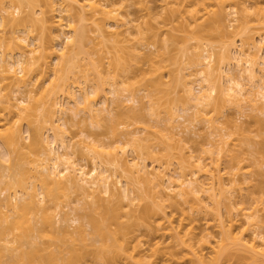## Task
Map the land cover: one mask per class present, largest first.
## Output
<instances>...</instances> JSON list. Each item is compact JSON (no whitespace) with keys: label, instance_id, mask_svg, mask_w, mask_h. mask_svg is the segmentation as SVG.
Listing matches in <instances>:
<instances>
[{"label":"bare ground","instance_id":"obj_1","mask_svg":"<svg viewBox=\"0 0 264 264\" xmlns=\"http://www.w3.org/2000/svg\"><path fill=\"white\" fill-rule=\"evenodd\" d=\"M182 2L171 12L195 34L196 49L188 60L196 67L190 74L201 84L199 94L188 80L182 81L195 117L215 127L211 113L230 104L240 107L243 102L252 112L263 113L264 34L257 45L253 34L247 33L264 28V0ZM46 5L37 16L33 0H0V143L5 148L7 173L0 178V264H85L87 257L90 264H115L117 259L126 264H220L222 260L264 264V213L258 206L234 200L235 192L241 193L242 167L227 137L218 139L223 143L219 141L220 146L216 140L208 142L215 143L208 152L210 159L214 154L216 158L205 162L189 154L194 161L182 163L174 174L169 168L170 152L163 147L156 151L148 143L150 131L145 126L142 129L148 131L128 129L126 140L110 143L88 136L74 141L68 136L67 119L57 113L68 112L75 118L84 112L92 125H99L101 116L113 115L110 105L114 103L109 105L104 92L117 90L116 71L122 55L112 56L105 67L107 42L138 56L149 28L126 19L111 0H46ZM167 7L168 3L162 5L163 10ZM83 22L91 26L89 35L96 41L80 30ZM20 24H25L22 36L17 33ZM37 26L49 31L52 46H44L32 35ZM211 33L219 38L218 50ZM133 34L136 41H132ZM158 34L155 31L153 37L158 39ZM243 36L237 46V38ZM85 38L97 48L90 43L91 51H85ZM57 42L59 50L54 47ZM48 68L53 69L50 75ZM92 78H97L94 84ZM81 83L90 89L81 88ZM75 87H79L78 98ZM59 95H65L68 106ZM127 100L134 108L138 98L129 94ZM148 101L151 113L157 115L154 100ZM20 117L27 118V130L21 128ZM161 131L157 135L164 136L158 137L174 141V133ZM77 147L90 156L91 167L75 156ZM16 156L23 163L16 162ZM223 157L231 161V187L220 168ZM148 159L158 164L150 165ZM4 191L8 192L2 196ZM73 194L83 204L73 206V214L65 211L62 215V204L74 202ZM192 213L205 216V225L198 231ZM60 221L64 222L61 228ZM72 223H77L78 236L71 235ZM140 227L153 236L151 240L139 236ZM61 232L70 236L66 247L56 238L55 233Z\"/></svg>","mask_w":264,"mask_h":264},{"label":"rangeland","instance_id":"obj_2","mask_svg":"<svg viewBox=\"0 0 264 264\" xmlns=\"http://www.w3.org/2000/svg\"><path fill=\"white\" fill-rule=\"evenodd\" d=\"M111 1L115 5L114 7H117L126 19H133L136 21H134L135 24H138L143 28H149L144 32L145 42L143 45L140 44V46H142V49L139 51L138 56H133L132 54L128 55L124 50L127 54L126 55L123 53L124 51L122 52L117 45H114L112 43V41L107 42L108 52H105L106 57L104 58V61L102 60V63H104L105 67L107 66V64H109V60L112 56L122 55V57L120 58L121 66L116 71V73L119 74L118 76L121 81V83L119 81V84L116 86L117 90L115 91H117V93L115 94V91H110V89L107 88L109 85L105 86L107 90L104 92V95H106L107 99L109 98V105L111 103H114L112 104V106L110 105V108L112 107L111 113H113V115H108L110 116V118L107 117V115H105V117L101 116V119H99L100 124L92 125L89 121L88 115L84 112H80V114H78V116H76L75 118L71 116V113H69L68 115V112H65L66 114L57 113V115L61 116L64 120L67 119L64 128L67 129L68 136H71V138H73L72 140L74 141L88 136L98 142L110 143L111 141H119V139H121V141L126 140V136L128 135H126L125 133L126 131H128V129L132 130L135 127H138L137 130H139V127H141L140 129H142V127L145 126L144 128L147 127L150 131V141L148 143H150L152 147L154 146L155 148H153L157 149L156 151H160L163 148H166L168 152H170L168 158L171 161V165L169 166V168L172 169V172L174 171V174H177V172L180 171L182 163L185 165H190L192 160L194 161L195 157H203L205 162H209L216 155L214 154V157H211L210 159L208 149L210 148V146L212 147V145H215V143H213L212 145L209 143H211V141L213 140V142L217 141L218 145L221 143V140H219L220 143H218V139L221 136H223L224 138L227 137L229 140L228 142H230L231 144L230 148L234 149L233 153H236L239 156V164L242 167L239 176L242 178L243 182L241 181V183L238 185V189L241 193L238 194L235 192L234 197L236 195L237 196L234 200H238L239 202L243 201L242 205L244 206H258V208H262L261 212L264 213V109L262 110L263 113H259L256 111V113L259 114L258 115L255 112H252L253 109H251L250 106H244V102L242 105L245 108L243 109H241L242 105L240 107H237L238 105L231 106V104L230 106L226 105V107L221 106L222 108H220V110L211 113V116L215 119V125H213L215 127L209 125V122L204 121V119L202 120L199 117H195V109L189 106L182 91V81L184 79L188 80L192 85L195 94H199L201 90V84L197 81V79H195L196 77L193 76L194 74H190L195 71L196 67L192 64H189L188 60V54H190L192 49H196V43L192 38L195 34L191 31V26L186 27L180 22L177 13L174 14L171 12V9L178 8L183 3V0ZM33 2L35 4L37 16H40L41 11L47 9L46 0H33ZM165 3H168V7L163 10L162 5ZM150 11L152 12V14H150ZM23 15H26V13ZM237 17H239V14L235 15L236 19ZM246 17L248 19L251 18L249 14ZM168 21L170 22V24L168 26H165V23H167ZM238 23V20H235L233 22L234 26H236ZM79 27L80 30L84 31V34L86 36L90 34L89 31H91V26L88 23L83 22L79 25ZM24 28L25 24H20V26H18L17 33L22 36V34H24L22 32V29ZM6 31L8 32L7 29ZM155 31L159 32L158 39L153 37V33ZM252 32L253 31L251 30L247 34H253L254 41L257 44L258 42H260V34H264V28H260L258 31H256V33ZM8 33L10 34V32ZM32 35H35L38 38V41H40L46 47L52 46L54 43L51 41L50 33L47 29L37 26ZM91 35L88 36V39L91 38L92 40L93 35ZM132 37V41H136L135 34H133ZM30 38L31 37L29 36L28 41H30ZM243 38L244 36L237 38V46H241V40H243ZM210 39L215 44L218 50L220 46L219 38L215 33H211ZM2 40L3 38L0 39V43L2 42ZM84 41L85 42H83V49L85 51H91L89 47L91 44L93 45V43H91L90 41L91 44H88L87 38H85ZM58 43L59 42H57L54 47L55 49L59 50V47L61 46ZM244 47H248L247 42H245ZM95 48L97 47L94 46V49ZM94 49H92L93 53ZM58 50L56 51L58 52ZM262 51H264V49ZM53 54L56 55L55 53ZM53 54L51 57H54ZM52 59L49 60L50 63L52 62V66H54L55 62H53ZM231 65L232 67H230L231 69H233V65L235 64L233 63ZM52 70V68H48L47 72L49 75L51 74ZM234 70L235 68L233 69V71ZM48 74H46V76H49ZM96 79L97 78H92L91 83L94 84L96 82ZM82 83L80 87L83 85L85 88L86 84L84 85ZM247 83L248 82H246V84ZM248 85L249 84H247V86ZM87 88L90 89L89 87ZM76 89L78 91L79 87H77ZM129 94H135V96L138 98V101L135 103L134 108L129 107L132 104L127 100ZM76 95L78 98V95H80L79 91ZM63 96L65 97V95H59L58 98L65 106H68L66 105L68 104L67 100H65L67 98L64 99ZM261 97L262 96L260 94L259 96H257V99L261 101ZM149 98L153 99L155 102L157 115H153L151 113V108L148 101ZM116 100L117 103H115ZM260 101L258 102L262 104ZM25 119L27 118H23V120L22 118L20 119V125L23 130H27L28 128L27 121ZM20 121L18 122V124L20 123ZM7 125L6 127L10 126ZM156 129H158L159 131L162 130L161 132L167 133L166 135H169L168 133H174V141H169L166 137H158V135L161 134L159 133L157 135V132L159 131L156 132ZM180 138L183 139V142H181V144L179 141ZM221 144L223 145V143ZM2 145L3 144L0 143V178L7 174L5 171V148ZM229 145L227 146L229 147ZM216 146L215 148H217ZM224 146H226V144H224ZM167 150L163 151L166 152ZM189 154L194 155L195 157L193 156L192 159V156ZM187 155L188 157L191 156L190 160ZM75 156L79 157V159L83 163H85L87 167H91L92 162L90 160V156L84 155V153L78 147L75 149ZM225 158L227 159V156H225ZM225 158L223 157L222 159H220V168H222L224 171V180L227 187H231L232 182L229 181V178L232 177L233 171L230 169L232 165L231 161L229 163V161H227ZM15 161L18 163H23V158L21 156H16ZM147 162L150 165L152 163L151 159H148ZM152 164L157 165L158 163L157 161H155ZM185 171L187 173H190L191 170L189 167H186ZM7 192L8 191H4V194L2 193V196H5ZM72 198L75 199V201L72 203L69 202L68 206H64V204H62L60 208L61 211H59L62 215L65 214V211L73 214L72 207L75 205L78 206L83 204L82 200L76 199L75 194L71 196V199ZM142 205L143 204H141L140 207H142ZM223 211L225 213V209H223ZM191 217L195 218V226L197 231L200 228L204 227L206 219L203 213H192ZM60 222V224H58L61 228L64 222ZM76 224L77 223H72V226H69L72 231L71 235L73 236H78V231L75 228ZM89 228L90 226H87V229ZM137 233L146 241L148 239L151 240V238L153 237L147 233L145 227H140ZM47 234L51 235L50 233ZM55 234L56 238H61L58 242L60 244L62 242L63 246L66 247V239H70V236L64 235L62 232ZM45 240H47V237H45ZM5 259H8V255H6ZM235 262V260H230L229 262L222 260L220 264H235ZM90 263L91 258L87 257L85 260V264ZM2 264L7 263L6 261H4ZM115 264L126 263L122 259H117Z\"/></svg>","mask_w":264,"mask_h":264}]
</instances>
